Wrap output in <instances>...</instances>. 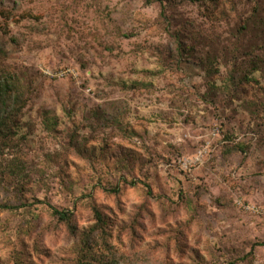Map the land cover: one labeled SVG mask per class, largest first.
I'll list each match as a JSON object with an SVG mask.
<instances>
[{"label": "rangeland", "instance_id": "obj_1", "mask_svg": "<svg viewBox=\"0 0 264 264\" xmlns=\"http://www.w3.org/2000/svg\"><path fill=\"white\" fill-rule=\"evenodd\" d=\"M0 73V264H264V0H0Z\"/></svg>", "mask_w": 264, "mask_h": 264}, {"label": "trees", "instance_id": "obj_2", "mask_svg": "<svg viewBox=\"0 0 264 264\" xmlns=\"http://www.w3.org/2000/svg\"><path fill=\"white\" fill-rule=\"evenodd\" d=\"M244 25V24H243ZM246 27V25H244ZM258 67L254 66L253 69L247 70L241 77L236 76L232 77V85L234 89H236L238 86L245 84L250 77V74L257 71ZM17 98L16 96V84L11 79V77H8L7 74H1L0 73V106H5V104L9 101H14ZM54 213L59 217L61 220H68L70 217V213L66 211H59L54 210ZM97 216L99 219H101V215L97 213Z\"/></svg>", "mask_w": 264, "mask_h": 264}]
</instances>
